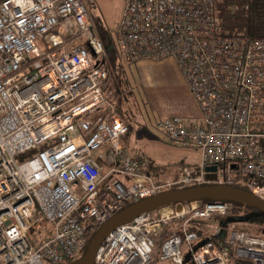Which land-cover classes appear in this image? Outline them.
Returning <instances> with one entry per match:
<instances>
[{"label": "built area", "instance_id": "built-area-1", "mask_svg": "<svg viewBox=\"0 0 264 264\" xmlns=\"http://www.w3.org/2000/svg\"><path fill=\"white\" fill-rule=\"evenodd\" d=\"M122 1L110 46L123 62L175 63L197 114L156 127L200 161L155 180L151 162L127 148L92 0H0V264H65L89 229L171 188L236 183L264 199V37L226 34L221 0ZM231 205L195 200L141 214L108 232L93 264H186L187 253L194 264H264V233L248 222L231 221L219 242L200 237L196 222ZM175 218L181 225L162 235Z\"/></svg>", "mask_w": 264, "mask_h": 264}, {"label": "trees", "instance_id": "trees-1", "mask_svg": "<svg viewBox=\"0 0 264 264\" xmlns=\"http://www.w3.org/2000/svg\"><path fill=\"white\" fill-rule=\"evenodd\" d=\"M92 16L98 33L105 45L107 67L111 77L109 86L112 89V99L120 117L127 123L129 132L135 124H138V120L135 122L133 119L134 116H132L131 112L128 111V108L132 106L130 99L135 97L134 86L131 85V82L128 78V69L132 68L134 63L123 62L120 60L115 49L110 46V28L104 25L99 18L93 15V13ZM219 18L221 26L226 34H242L249 37H264V0H221L219 4ZM156 122L157 120L154 122L155 126ZM165 170L166 169H164V167L158 166L153 162L150 163V171L155 180L162 179ZM234 186L244 188L242 185L236 183ZM206 200L209 199H201V201ZM230 202L232 204L231 208L225 214H215L208 218L218 219L214 225H212V222L208 221V219H199L196 222L197 231L200 237L205 238L208 235H212L210 237L216 242H219V240H222L226 235L225 232L229 227V223L233 220L248 222L249 224H241V226L255 233H264V216H256L253 213H247L240 205L241 203L234 201ZM259 226L263 227L260 228ZM97 228L98 226H95L87 231L86 243L89 241L90 237ZM213 232H215L214 235ZM85 247L86 244L82 252L75 259L82 256L85 251ZM185 263L194 264L190 257L185 260ZM235 263L248 264L247 261H244L241 258H236Z\"/></svg>", "mask_w": 264, "mask_h": 264}, {"label": "rangeland", "instance_id": "rangeland-1", "mask_svg": "<svg viewBox=\"0 0 264 264\" xmlns=\"http://www.w3.org/2000/svg\"><path fill=\"white\" fill-rule=\"evenodd\" d=\"M92 2L93 4L91 6V12L95 17L99 18L103 22V24L109 28L117 25L122 16V0H92ZM74 38L75 43L85 42V38L83 37ZM130 70L131 68L128 69V78L131 82V85L134 86V93L136 98L132 97L130 99L133 107L131 106L130 108H128V111H130L132 116H134L133 119L135 120V122H137L136 120H138V124H135L124 138V142L127 148L130 150L133 149L139 151L141 155L150 162L164 167V169L166 170L163 177H172L173 171L175 170L176 166L180 164L187 165L189 167L197 165L200 161V154L197 148L191 146H182L172 141L166 140L164 138L163 132L155 126L154 122L158 118H156V115L154 114H156L157 111H153V114V112L150 110L152 109V106L150 105V103L148 105L146 97L147 94L145 96L143 87L140 85V83H138L139 80H136L133 68L131 71ZM155 79H158V84L161 89L162 87H166L167 84L159 82V76ZM166 89L169 90L170 88ZM161 96L166 97V99L171 103L176 102L173 100V94L163 93V90L158 97L160 98ZM178 97L180 98V95H178ZM240 205L245 209V212L247 213H253L255 211L251 206L243 204ZM149 220L152 221V219ZM217 220L218 219L216 218L208 219V221L212 222V225H214ZM181 221L182 220H177V218H175V220L169 221V223H167L166 225L161 224V229H165L162 235L169 233L171 230L177 229L181 225ZM47 225L48 223L44 222L39 225V229L42 233L47 228ZM34 233H36L35 230ZM36 236L39 237V234L36 233ZM197 241L198 240H196L195 243ZM183 245L185 246V244ZM152 264L174 263H172L169 259H161L159 256H156L153 259Z\"/></svg>", "mask_w": 264, "mask_h": 264}, {"label": "water", "instance_id": "water-1", "mask_svg": "<svg viewBox=\"0 0 264 264\" xmlns=\"http://www.w3.org/2000/svg\"><path fill=\"white\" fill-rule=\"evenodd\" d=\"M206 170L209 171L205 176L206 179H215L216 165H209L206 167ZM201 199L238 202L253 207L255 209L253 214L256 216H264V199L242 187L224 183H202L181 188H171L151 196L140 198L139 200L125 205L122 209L112 214L98 226L90 237L89 241L86 243L85 251L82 256L65 264H93L96 252L105 236L119 224L131 221L141 214L155 210L164 205L177 204L179 206L183 202ZM189 257L190 254L187 253L185 255V260Z\"/></svg>", "mask_w": 264, "mask_h": 264}, {"label": "crops", "instance_id": "crops-1", "mask_svg": "<svg viewBox=\"0 0 264 264\" xmlns=\"http://www.w3.org/2000/svg\"><path fill=\"white\" fill-rule=\"evenodd\" d=\"M132 68L136 80H139L138 83L143 87L145 96L147 94L148 105L150 103L152 106L150 110L152 112L157 111L156 114L153 112L156 118L159 119L170 114H181L185 116H194L197 114L196 104L175 63L171 59L157 61L142 59L134 63ZM158 76L159 82L167 84L166 87H162L161 89L158 84V79H155ZM166 88L170 89L167 90ZM162 90L163 93L173 94V100L176 102L171 103L166 97L162 96L159 98L158 96ZM178 95H180V98Z\"/></svg>", "mask_w": 264, "mask_h": 264}]
</instances>
